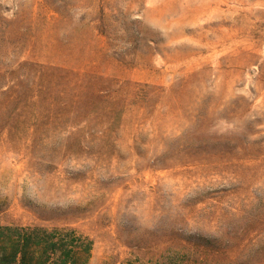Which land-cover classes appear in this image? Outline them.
Listing matches in <instances>:
<instances>
[{
	"label": "rangeland",
	"instance_id": "1",
	"mask_svg": "<svg viewBox=\"0 0 264 264\" xmlns=\"http://www.w3.org/2000/svg\"><path fill=\"white\" fill-rule=\"evenodd\" d=\"M263 2L0 0V225L264 264Z\"/></svg>",
	"mask_w": 264,
	"mask_h": 264
},
{
	"label": "trees",
	"instance_id": "2",
	"mask_svg": "<svg viewBox=\"0 0 264 264\" xmlns=\"http://www.w3.org/2000/svg\"><path fill=\"white\" fill-rule=\"evenodd\" d=\"M92 250L71 229L0 225V264H89Z\"/></svg>",
	"mask_w": 264,
	"mask_h": 264
},
{
	"label": "bare ground",
	"instance_id": "3",
	"mask_svg": "<svg viewBox=\"0 0 264 264\" xmlns=\"http://www.w3.org/2000/svg\"><path fill=\"white\" fill-rule=\"evenodd\" d=\"M260 2V1H259ZM264 3V2H263ZM262 5V4H261Z\"/></svg>",
	"mask_w": 264,
	"mask_h": 264
}]
</instances>
